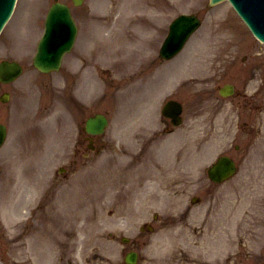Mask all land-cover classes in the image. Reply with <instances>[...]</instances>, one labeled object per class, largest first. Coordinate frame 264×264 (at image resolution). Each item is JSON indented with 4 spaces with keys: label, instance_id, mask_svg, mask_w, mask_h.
Listing matches in <instances>:
<instances>
[{
    "label": "rangeland",
    "instance_id": "1",
    "mask_svg": "<svg viewBox=\"0 0 264 264\" xmlns=\"http://www.w3.org/2000/svg\"><path fill=\"white\" fill-rule=\"evenodd\" d=\"M53 1L54 0H19L18 8L14 18L9 23L10 25L8 24V26L5 28L0 37V60L7 57L18 58L20 60L22 59V62L24 63L26 68L27 76L36 77V75H39L43 78V81H40L37 78L35 81L38 86L41 87V93L47 86L56 83L58 80L56 76H53V73L48 75H41L37 72L32 64V49H30L29 51H24L23 44L25 43V46L29 47L30 40H27V38L29 37L31 39V44L33 45V43L35 42L37 29L39 28L41 31V25L39 26V24H36L38 17L35 16L38 15L43 17L45 15L46 9ZM63 1L68 2L73 6L74 14L77 17V21L80 26V32L77 37L78 39L76 42L77 45L75 51L80 47L78 44L82 42V40L80 42L81 38L85 37L84 40L86 41L87 36L92 35V31L89 30L90 28H93V37H95L96 39L105 36V33L108 32V29L100 28V22L102 21L100 20V18L95 17L92 12V7L95 0H84L82 4L78 6H75L72 0ZM110 1V5L114 4L118 6L122 5L123 2L122 0H106L102 3H97L103 5L109 4ZM125 4H128L127 0H125ZM145 4L146 5L140 6L144 8L149 4L150 6L160 5L163 9L167 6H170V10L168 14L159 17L161 19L157 21V26L160 27H157L155 29V35L153 36V39L144 38L142 40H139L137 46L140 49V53L146 52L148 54H151L154 52V48L157 47V42H155L154 39H157L159 46L160 41L162 40L160 38H163V35L166 32V27L177 14L181 12H195L202 17L203 25L189 40L188 44L186 45L185 52H188V57L193 61L199 60L201 62L202 70L198 69V75L194 76H198L196 78V81L203 82L204 89L201 92H197L191 91L192 88H190L189 91L182 90V93H180L179 95L176 92L173 95L182 100L185 105V127L196 126V123H198L199 119L202 118V110L204 106L206 108H210L209 110L214 111L215 116L218 115L217 113L222 111L225 102L226 105L229 106V98L220 96L218 88L226 82H229L232 77L231 63L233 62L234 55H242L244 53L254 54L256 52L264 53V44L255 39V37L251 34V32L233 10L231 4L228 1L222 2L216 6H210L209 0H147V3ZM100 5L94 8H96V10H99ZM43 6L44 13L40 12ZM144 11H148V7H146ZM137 13H139V11H132L130 9H127V12L125 14L128 17H131L132 15ZM114 15H117V13H115ZM142 23L143 21L138 24ZM149 24L153 26L154 23ZM28 26L29 30L25 34L24 31L18 34V36H21V38L19 39L21 46H18V48H10L9 31L11 29H14V31L17 32L18 28L22 30L25 29V27L27 28ZM230 27H232V29H230ZM30 33H32V35H29ZM141 33L140 35H142ZM103 45L104 43L101 44V48L104 47V49H106L107 47ZM130 47H132V44L129 42H125L122 44L121 48L122 52H124L123 55H125L126 52H129ZM158 48L159 47H157V51ZM75 51L72 52L75 53ZM138 53L139 52L137 48L136 56L138 55ZM123 55L121 56L122 60L120 66L122 65V67H126L127 73L130 75L127 80L129 84L137 87L140 83L139 91H141L140 96L142 98L145 97L148 91V86L151 87V94L157 96L165 87L171 74L179 73L180 71H182V68L184 66V62L180 57L178 58L179 62L177 65H175L173 62H169V64L166 65L167 62H165L160 66L154 65L155 58L152 57L150 61L145 62L143 66L130 70L129 63H133L134 59L132 56H130L132 59H126V56ZM241 55L237 58L238 60H240ZM195 57H197V59H194ZM171 68H175L176 70L170 71ZM166 70L168 72H166ZM243 81L245 83L246 79L243 78ZM44 84L45 86H43L44 88H42V85ZM205 86H208V88L210 89H206ZM4 90H8L11 92V98L7 103H0L3 107L0 109V120L7 121L9 124H12V114L13 112H15L16 108V104L14 101L21 100L20 97L23 92L20 83H16L15 85L14 83H0V92ZM35 93H38L36 89ZM41 93L40 96L42 97L44 92L42 94ZM48 94L49 98H51L52 92H48ZM168 95H171L170 92L162 98L160 104L162 103L164 98L169 97ZM40 96L37 97L38 101L41 100ZM108 96L111 95L109 94ZM200 100H205V104L200 105ZM118 102L119 101L117 100V98H115L114 102H109V104L107 105L103 103L93 102L90 106L84 107L76 120H71L70 123L74 127L76 126V128L77 126L81 127L85 116L87 117L90 114H94L96 112H104L110 118V125L108 126L106 132L100 137L110 145H116L120 142L119 139L116 140V135L120 131V127L118 126L119 119L116 115V107ZM71 104L72 107L75 106L73 101L71 102ZM160 104L157 106V112L152 123H150L155 124L153 125L154 128H156L157 125V128L147 129V132H153L157 136L162 135V133L159 132V129L163 128V126L166 129V132L168 131V129H172L170 125H162L158 120L159 116H161L162 105L160 106ZM208 118L212 117L210 116ZM138 120L139 116L136 120H131L132 129L135 125V122ZM144 124L145 123L140 116V125L143 126ZM24 127L25 126L23 125L18 128L15 125L12 127L11 136L13 135L14 137L10 139L9 143L11 141L12 142L9 145L8 149H6V155L8 157H10V155L14 153L15 147L18 146V138L16 139V137L18 136L19 132H23ZM34 132L36 135H40L41 127L35 129ZM80 135H82V133H80L77 128L74 139L72 141H69V143L71 145L74 144L76 139ZM178 135H181V133ZM25 140L28 142V144H32L31 139L28 138ZM41 140L42 139H38L37 142L39 143V141ZM81 152H83V148L81 149ZM98 155L99 154L96 153L93 157L96 159ZM58 156L59 159L54 162L55 157L50 154L48 157L49 163L53 164L54 167L58 164H70L69 160L71 159L72 154L68 152L67 148H65L64 153H61ZM242 157L243 156H240L239 158ZM43 158V155L32 158L31 171L35 175L39 172V168L41 167L40 162L43 160ZM79 158L82 159L83 156H79ZM6 160L8 162L10 159L6 158ZM64 160L65 162H63ZM82 162L83 160H81V162L79 163L80 167H82ZM93 163L94 160L91 163L94 174H98L103 167L107 166L106 163H101V167H98V165H95ZM261 164H264V158L259 153L254 154L245 158V160L242 162L240 172L235 178L231 179L230 181L216 186L213 184L209 185V183H207L203 186H200L199 188L190 187L184 189L178 186L177 191L171 190L169 194V196L178 198V201L172 206L168 204L165 195H161L155 199H151L145 202L136 197L129 201H127L126 199L124 201H121L122 199L120 198H102L98 202L100 208L107 207L108 211L119 214V216L116 215L114 219L108 218L107 220H105L104 230L92 229V231L90 232L91 237L88 236V244H85L84 248H82L80 245L77 246L76 244L75 247L72 246V248H70V252H68V254H71L72 258L74 259V262H72V264H125L123 262V259L124 253L126 252V244L121 242L122 236H129L132 238V240H138V244L134 245L139 247V251L143 256V259L139 264H149L148 256L157 252L155 246L153 247V245L160 237L162 238V240L167 239L168 236H166V232L168 231V229H170L169 227L173 228L178 226L181 229H185V234H191L190 237L186 234V238L190 243L195 240L194 237H196V239H202L207 232H218L217 226L220 227L223 225L217 224L221 219H223L225 227H227L223 230L229 233V226L230 222L232 221L231 217L236 207H234L230 213V208H221V196L228 195L229 200L232 202L235 200V196L233 193L235 192L237 204L243 203L244 195L241 190L244 187L250 186L252 182L260 181L259 178L255 179L254 177H252V173H254ZM38 165L39 168L37 167ZM67 167L71 170L69 166ZM77 169H79V167ZM12 170L17 171L16 165L12 166ZM191 178L192 177H190V179ZM73 180L74 177H69L68 183L67 180H64V183L68 184L65 191H68V189H70ZM0 188L4 189L1 186ZM214 190H216V192L213 197ZM197 193L203 194L204 200L198 206L196 205L195 211L193 210L192 212L193 223H190V221L185 219V217L183 218L182 223H178L181 218L175 215L176 208H185L186 200L188 201L189 196ZM14 194L16 195V193L11 191V193L7 196V203H9L11 200L14 201ZM6 201L4 200V198H2V196H0V232H4L3 237L0 239V264H38L40 260L38 252H36L35 250L33 255L34 261L32 262V259L29 256L30 254L25 250L28 238L26 235L27 231L24 232L22 222H25V218L27 217V215L25 216L23 221L19 222L17 225L13 224V218L11 220H8L7 218L9 224L7 227L4 226V214H7L10 207L8 205H3ZM32 205L34 207V200H32ZM208 205H211L212 207H209L207 213H203V208ZM5 206H7L6 212L4 211ZM244 206L250 211V209L246 207L245 202ZM259 207L261 209H264V198L260 201ZM259 207L255 208L258 210L256 217L253 219V222L249 224L252 225L249 229V233L247 234L246 232H242L240 230L239 234L233 235L237 236V240L234 245L235 248L233 250V257L230 258L232 253H228L225 264H261L262 262H264V211H262ZM12 209H15V207H13ZM238 209L239 206H237V210ZM255 209L252 208L253 213ZM154 214H157L158 218L154 219ZM83 216H86V213H84ZM216 216H218L219 219H216ZM37 217L40 219L41 216L39 217V215H37ZM54 217L57 218L56 215H54ZM45 218L48 220L49 218H51V215L46 213ZM203 218L207 219L204 222H200L203 225V227L200 228L196 224L199 223V219ZM145 222H150L151 224H153L155 230H153V232L145 231L144 233H140L139 227ZM215 227L216 230H214ZM29 230L30 235H33L36 240L37 236L41 234L38 230L37 219L31 221ZM208 238H206L205 240L206 246L208 243ZM249 240L255 245L261 247L260 252L251 251V253L253 254L252 256H250V252L247 251L248 249L246 245V243H248L249 245ZM158 241L160 244V240ZM89 243H91L92 245ZM163 244L167 245L168 243L166 242ZM166 245L162 247V249L166 248ZM159 246L160 245H158L157 247ZM226 253L227 252L224 251L223 254ZM218 258L219 257H217V259ZM44 260L45 258L43 254L42 261ZM55 264H67V261L64 260L62 263L56 262Z\"/></svg>",
    "mask_w": 264,
    "mask_h": 264
},
{
    "label": "bare ground",
    "instance_id": "2",
    "mask_svg": "<svg viewBox=\"0 0 264 264\" xmlns=\"http://www.w3.org/2000/svg\"><path fill=\"white\" fill-rule=\"evenodd\" d=\"M142 60V57L139 58ZM112 66L116 67V63H112ZM100 82V80H99ZM176 82V79L172 81V85ZM91 85V93L94 94L95 88L98 85V82H96L95 78H93ZM149 103H146L148 114L150 115V107ZM59 108H62V103H60ZM140 110V109H139ZM126 115V114H123ZM174 139V136L169 137V140L172 141ZM173 148V147H172ZM177 149L173 148L172 152H176ZM164 158L166 162H163L162 165L160 163L156 165H149V161H144L141 165L140 169V175L139 176H133L132 173H128L125 177H122L120 173L116 174V177L109 183L98 187L96 190V195L93 199L92 205L89 207V212L93 213L92 222L95 226L97 224V220L101 218L102 225H104L105 220L114 219L116 217V213L111 216H106L105 214V208H100L99 204L97 203L99 199L104 194L112 195V194H122L123 197L125 195H128L131 198H138L141 201H149L151 199H155L161 195H165L167 201L171 204V198L172 196H168V190L170 189L173 182H175L179 178V172L177 171V168L175 164L169 162L170 157L168 155H164ZM143 168L149 169L150 172L147 176L143 173ZM126 183V185H124ZM154 187V189L151 188ZM264 191V187L255 189L253 192L250 190H247L248 193V199L250 198V206L253 207L254 203L256 202V199H258V192ZM112 211H109L111 213ZM216 219H219L218 216H216ZM218 224H224L223 219L218 221ZM245 225H247L244 222ZM239 225V224H238ZM184 238H186V234L184 235ZM232 241V237L229 236L226 238L221 232L218 237V243L216 242L215 245H212V253L214 255L216 254H222L227 248L229 247L230 243ZM90 242V241H89ZM252 249H256V245H252ZM171 257H178V255L175 253V251H171ZM159 257V256H158ZM156 257V259L158 258ZM206 263V262H204ZM208 264H215V263H208ZM222 264V263H221Z\"/></svg>",
    "mask_w": 264,
    "mask_h": 264
},
{
    "label": "water",
    "instance_id": "3",
    "mask_svg": "<svg viewBox=\"0 0 264 264\" xmlns=\"http://www.w3.org/2000/svg\"><path fill=\"white\" fill-rule=\"evenodd\" d=\"M215 1V0H214ZM178 24V21L175 23V25H177Z\"/></svg>",
    "mask_w": 264,
    "mask_h": 264
}]
</instances>
